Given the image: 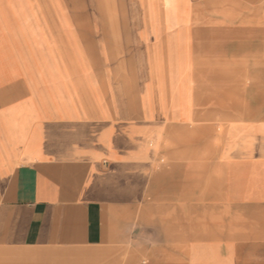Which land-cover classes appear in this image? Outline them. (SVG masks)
Listing matches in <instances>:
<instances>
[{"label": "crops", "instance_id": "1", "mask_svg": "<svg viewBox=\"0 0 264 264\" xmlns=\"http://www.w3.org/2000/svg\"><path fill=\"white\" fill-rule=\"evenodd\" d=\"M23 1L0 11V264H264V0H187L191 26L100 66Z\"/></svg>", "mask_w": 264, "mask_h": 264}, {"label": "rangeland", "instance_id": "2", "mask_svg": "<svg viewBox=\"0 0 264 264\" xmlns=\"http://www.w3.org/2000/svg\"><path fill=\"white\" fill-rule=\"evenodd\" d=\"M40 7L41 11L52 13L54 18L49 22L57 29L68 27L76 30L83 29L82 37H80L87 41L86 49L80 50L76 47L75 42L69 49L67 48L66 54L73 63H78L84 54L94 65L100 66L103 61L105 62L109 58H114L125 64L130 57L139 56L142 52H135L137 49L134 46L142 45L144 32L150 31L157 40L160 38L161 28L171 31L176 27L186 29L191 26V21L188 20L187 0H167L165 20L145 18L144 5L134 0H50L41 4ZM0 11L14 13L31 11V9L23 0H0ZM65 12H71L72 19H68ZM111 16L119 18H111ZM72 39H74L73 36ZM123 39L125 42L122 45ZM113 40L121 42L122 47H112L113 44H116L112 42ZM181 42L185 44L186 38L181 41V37L175 32H171L167 37V45L171 49L169 52L170 61L175 60V49L179 48ZM142 55L136 59H143ZM122 70L124 69L121 67ZM120 87L122 89L124 84L121 83ZM121 92L123 91L121 90Z\"/></svg>", "mask_w": 264, "mask_h": 264}]
</instances>
